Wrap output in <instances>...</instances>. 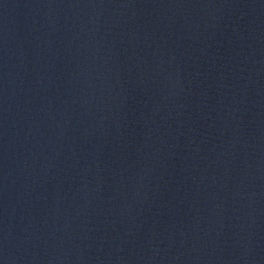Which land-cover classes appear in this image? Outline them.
<instances>
[{"label": "water", "instance_id": "95a60500", "mask_svg": "<svg viewBox=\"0 0 264 264\" xmlns=\"http://www.w3.org/2000/svg\"><path fill=\"white\" fill-rule=\"evenodd\" d=\"M0 264H264V0H0Z\"/></svg>", "mask_w": 264, "mask_h": 264}]
</instances>
